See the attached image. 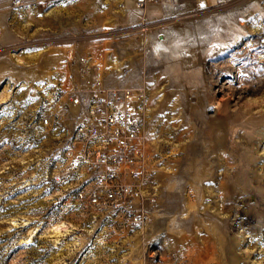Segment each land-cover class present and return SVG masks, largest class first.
<instances>
[{
	"label": "rangeland",
	"instance_id": "1",
	"mask_svg": "<svg viewBox=\"0 0 264 264\" xmlns=\"http://www.w3.org/2000/svg\"><path fill=\"white\" fill-rule=\"evenodd\" d=\"M14 1L0 0V264H264V80L216 86L264 35V0L172 2L156 18L126 0H20L21 19ZM81 57L145 106L144 222L118 239L82 230L38 180L57 143L34 112L73 88Z\"/></svg>",
	"mask_w": 264,
	"mask_h": 264
},
{
	"label": "built area",
	"instance_id": "2",
	"mask_svg": "<svg viewBox=\"0 0 264 264\" xmlns=\"http://www.w3.org/2000/svg\"><path fill=\"white\" fill-rule=\"evenodd\" d=\"M135 9L185 0H130ZM23 3L12 9L22 18ZM229 55L232 86L264 80V35ZM71 90L47 93L34 112L37 125L54 134L55 155L39 181L52 187L54 203L80 217L82 230L120 238L144 222L143 192L150 157L145 147V106L140 93L107 82L98 60L81 57ZM4 195H0V207Z\"/></svg>",
	"mask_w": 264,
	"mask_h": 264
},
{
	"label": "bare ground",
	"instance_id": "3",
	"mask_svg": "<svg viewBox=\"0 0 264 264\" xmlns=\"http://www.w3.org/2000/svg\"><path fill=\"white\" fill-rule=\"evenodd\" d=\"M198 2L202 1V0H197ZM134 5L133 3L130 1V0H126L125 1V10L126 11H129V10H132L134 9ZM145 12L148 11V15L150 17H160L161 15V7H159L158 5H150L146 8V10H144ZM210 28V29H209ZM200 33V41H203L204 39H206V37H211L214 35V31L211 30V27L210 25H204L203 28H201L199 31ZM140 45H144L145 42L144 41H140L139 42ZM231 81H230V78L229 77H225L223 82L219 85H216L218 88V90L221 92L223 90H226L228 89L230 86H231ZM62 228H64V226H53L52 227V232L57 236L58 234L61 233V230Z\"/></svg>",
	"mask_w": 264,
	"mask_h": 264
}]
</instances>
